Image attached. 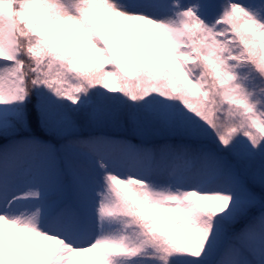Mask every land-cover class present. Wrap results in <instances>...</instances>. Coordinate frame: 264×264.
I'll use <instances>...</instances> for the list:
<instances>
[{"label":"snow or ice","instance_id":"snow-or-ice-1","mask_svg":"<svg viewBox=\"0 0 264 264\" xmlns=\"http://www.w3.org/2000/svg\"><path fill=\"white\" fill-rule=\"evenodd\" d=\"M0 264H264V0H0Z\"/></svg>","mask_w":264,"mask_h":264},{"label":"rangeland","instance_id":"rangeland-1","mask_svg":"<svg viewBox=\"0 0 264 264\" xmlns=\"http://www.w3.org/2000/svg\"><path fill=\"white\" fill-rule=\"evenodd\" d=\"M209 3L215 5L219 3V0H209ZM217 9L215 7H213L212 9H210V11L215 12Z\"/></svg>","mask_w":264,"mask_h":264}]
</instances>
